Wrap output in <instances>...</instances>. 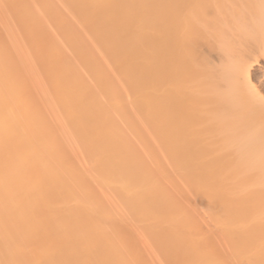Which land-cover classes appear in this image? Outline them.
<instances>
[{
    "label": "bare ground",
    "instance_id": "bare-ground-1",
    "mask_svg": "<svg viewBox=\"0 0 264 264\" xmlns=\"http://www.w3.org/2000/svg\"><path fill=\"white\" fill-rule=\"evenodd\" d=\"M263 58L264 0H0V264H264Z\"/></svg>",
    "mask_w": 264,
    "mask_h": 264
},
{
    "label": "rangeland",
    "instance_id": "rangeland-1",
    "mask_svg": "<svg viewBox=\"0 0 264 264\" xmlns=\"http://www.w3.org/2000/svg\"><path fill=\"white\" fill-rule=\"evenodd\" d=\"M217 60L219 61V59H217ZM218 61H217V66H218L217 72H218L219 67H220V64H219ZM260 62H262L261 65H263V67H261V68L254 67L253 68V70H252L253 71V73H252V79L254 81V84L256 85L255 87L258 90V92L261 95L264 96V58L261 59ZM253 106H255V105H253ZM256 109H258V107L255 106L254 107V110H253V107H252V110L253 111H251L250 113H253V112L257 111ZM256 114H258V112ZM251 115H252V117L255 116L254 113L251 114Z\"/></svg>",
    "mask_w": 264,
    "mask_h": 264
}]
</instances>
